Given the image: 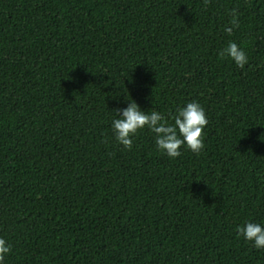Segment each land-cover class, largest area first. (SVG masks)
Instances as JSON below:
<instances>
[{
	"label": "trees",
	"instance_id": "obj_1",
	"mask_svg": "<svg viewBox=\"0 0 264 264\" xmlns=\"http://www.w3.org/2000/svg\"><path fill=\"white\" fill-rule=\"evenodd\" d=\"M130 99L197 101L200 154L146 130L124 150L110 120ZM245 220L264 223V0H0L5 264H264Z\"/></svg>",
	"mask_w": 264,
	"mask_h": 264
},
{
	"label": "clouds",
	"instance_id": "obj_2",
	"mask_svg": "<svg viewBox=\"0 0 264 264\" xmlns=\"http://www.w3.org/2000/svg\"><path fill=\"white\" fill-rule=\"evenodd\" d=\"M207 3L208 0H205V4ZM230 14V26L223 29L228 35L239 27L235 11L230 10ZM218 56L230 60L241 69L248 63L243 48L232 41L219 50ZM112 111L110 130L115 142L124 150H131L134 138L145 130L153 136L156 151L169 159L179 157L182 148L199 155L204 147L203 129L208 124V118L204 108L195 100L178 105L167 116L155 110L144 111L131 99L125 107L114 108ZM235 231L237 237L250 243L252 248L264 250V223L245 220L236 225ZM10 251V243L0 238V264H5Z\"/></svg>",
	"mask_w": 264,
	"mask_h": 264
}]
</instances>
